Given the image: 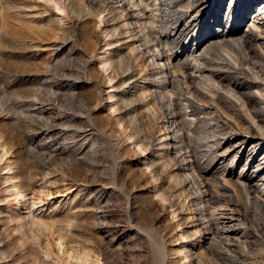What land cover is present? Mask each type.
Instances as JSON below:
<instances>
[{"label": "rangeland", "instance_id": "obj_1", "mask_svg": "<svg viewBox=\"0 0 264 264\" xmlns=\"http://www.w3.org/2000/svg\"><path fill=\"white\" fill-rule=\"evenodd\" d=\"M96 1L0 0V264H264V206L242 180L257 163L232 153L208 170L233 137L224 119L246 127L235 114L240 102L209 101L200 130L179 120L182 131L166 137L160 108L175 100L177 79L152 74L135 54L118 3ZM208 3L214 15L224 0ZM234 46L209 52L214 61L224 51L253 56L264 72L257 42ZM193 159L205 165L204 179ZM209 193L217 203L204 201ZM222 213L234 215L237 243L199 228L207 220L222 227Z\"/></svg>", "mask_w": 264, "mask_h": 264}, {"label": "bare ground", "instance_id": "obj_2", "mask_svg": "<svg viewBox=\"0 0 264 264\" xmlns=\"http://www.w3.org/2000/svg\"><path fill=\"white\" fill-rule=\"evenodd\" d=\"M117 3L118 7H116L120 11V13H122L120 15L124 16L126 19V24H123V27L126 25V27L128 28V31L126 32L129 33L131 42L139 43L138 47L136 48L137 52H135V54L138 53L141 60H143L145 64H148L150 66L149 70H151L150 72L152 74H163L164 77L168 76V79L172 78V81L174 79H177L178 87L177 92L174 94L176 96L175 100L173 101L168 98L170 100L169 104H167L168 107L164 108L162 105V108H160L163 112L165 111L163 124L166 126L164 129L166 137H174L178 132L182 131V128L180 127V121H183L185 123L189 122V125L194 126V128L198 129L199 124L201 125V123H205L204 121L207 120L206 118L208 117V115L210 113H213L214 107L212 102H224L225 105L229 104V108L231 107L232 109L233 106H235L231 102L232 99L235 100V103L240 102V106L242 107V109L238 107L237 109L241 110H236L235 114L238 119L246 123V127L243 125L244 129L241 130V128L237 127V125L233 126L224 119L223 125L226 126V128L229 127L232 130L233 133L231 131L230 132L233 134V137L228 138L223 141L222 144H219L222 145L221 148L224 149L223 155L221 153L223 158L219 157L220 159H218V155L215 156L217 158H215L214 160L211 158L214 163L212 164L210 162L212 165L209 164L210 167H208V170L214 172L215 166L219 163H222L224 159L232 153L234 157L239 155L244 157L245 155V165L251 166L253 162L257 164L251 171L246 172L244 175L241 173L243 175L242 180L246 183H244V187L247 186L248 189L254 192V195L251 197L255 201V203H260V207L264 206V131L262 130L264 129V72L260 69L263 64H261V67L259 68V66L254 63L255 59L253 60L254 62L252 61L253 63L250 62L253 56H241L238 53H235V57L232 54L228 53L229 51H224V54L221 53L219 55V61H214L209 52V50L212 49L216 51L217 48H219L220 50V47L221 49H229L230 47L234 46V44L239 46L242 45L245 41H251L254 43L257 42L259 46L258 49L262 51V55L260 56L258 55L259 52H254L257 53L256 57H258V59L264 60V0H224V4L221 10L214 15L210 14L211 5H209L208 0H112L111 5H115ZM111 5L110 8L113 7H111ZM86 7L88 8L89 6L86 5ZM113 8H115V6ZM240 10H242L241 14H239ZM87 13L88 15L90 14L88 11ZM236 14L242 17L240 22L235 21L236 18H234V16ZM211 16L213 18V21L204 33L200 30H193L195 26L199 25V23H201V25L203 26L206 19ZM97 17L99 18V16ZM203 18L204 20L201 21ZM2 19L0 18V20ZM249 20H251L250 26L246 25V22H248ZM145 28L147 31L144 30V32L143 29ZM136 31H138V33ZM4 36H6V34L3 35V37ZM184 37L189 39L188 43L184 46V50L180 53H177V56H170V54L167 55V51L173 48ZM2 42L4 43V41ZM243 65H246L247 68H244L245 66L243 67ZM253 89L256 90L255 93H253ZM173 98L174 97H172V99ZM209 101L212 102L209 104ZM181 102H184V107L181 106ZM175 108H180L181 113L178 110L179 114H177L175 112ZM243 108L245 109L244 113L241 112L243 111ZM230 116L228 115V118H230ZM225 117L227 116L224 115V118ZM209 118L212 119V117ZM247 118L252 120L255 124L257 123V131L253 132L252 128L250 127L251 124L249 125L247 123V121H249L247 120ZM230 120L233 121L234 119ZM191 126L189 127L191 128ZM198 130H200V128ZM214 132L215 131H213V133ZM225 134H227V132H225ZM227 136L229 135L227 134ZM216 144L218 145V143ZM213 145H215L214 142ZM217 147L218 146H216V148ZM204 148H207L204 154V156L206 157L208 156V154H211L209 152L213 150V146H204ZM202 164V161H200L199 159H193L190 165H194L195 168H197L201 179H204L203 174L205 168L203 166L205 165L203 164L202 166ZM188 167V164L185 163L180 168L188 169ZM223 181L228 182L229 180H224L223 178ZM227 182H225L226 184L221 185L223 190L226 189L225 187L229 186V183L227 184ZM259 185L260 187H262L261 189L259 188ZM209 188L210 187H208V189ZM210 193L209 197L204 199V201L206 200L209 203L219 200V196ZM246 202L249 201L247 200ZM230 208L229 210L233 212V209ZM230 214L225 218L223 216L226 214L222 215V219L224 218L227 220L226 222H224L222 227L218 229L217 227L213 228L211 221L207 219H205L207 221H204L203 219L204 222L199 224L201 226L199 228H201V230H203L206 234L215 233L216 235H220L221 239H233V241L237 243L238 239L232 236L237 235V232L239 230L232 224L235 218L233 214ZM236 219L238 220V218Z\"/></svg>", "mask_w": 264, "mask_h": 264}]
</instances>
